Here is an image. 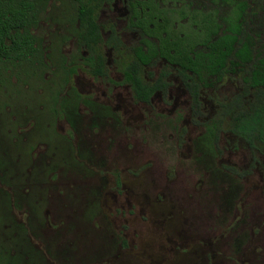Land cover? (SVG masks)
<instances>
[{
  "label": "rangeland",
  "instance_id": "1",
  "mask_svg": "<svg viewBox=\"0 0 264 264\" xmlns=\"http://www.w3.org/2000/svg\"><path fill=\"white\" fill-rule=\"evenodd\" d=\"M234 1L264 55V0ZM71 12L70 0H38L36 52L0 62V264H264V147L223 124L219 153L205 137L238 77L200 90L197 124L172 67L166 96L137 102L109 48L106 78L82 69ZM124 12L114 0L97 22L127 46Z\"/></svg>",
  "mask_w": 264,
  "mask_h": 264
},
{
  "label": "trees",
  "instance_id": "2",
  "mask_svg": "<svg viewBox=\"0 0 264 264\" xmlns=\"http://www.w3.org/2000/svg\"><path fill=\"white\" fill-rule=\"evenodd\" d=\"M113 1L70 0L79 63L90 77H107L103 48H109L133 99L148 104L155 93L166 96L172 67L188 94L191 122L197 124L202 116L200 90L215 86L225 76H237L239 91L218 102L219 117L205 124V137L219 153L216 143L223 124L250 150L264 147V55L246 32L249 12L242 2L122 0L123 29L136 36L123 46L111 24L102 27L97 22L98 10ZM37 5L38 0H0V62L26 60L36 52L29 27ZM159 62L163 63L155 70ZM76 65L63 68V81L68 82ZM71 94L74 100L81 97L75 90ZM251 161H255L253 152ZM228 170L240 178L250 173ZM118 181L116 176L117 186Z\"/></svg>",
  "mask_w": 264,
  "mask_h": 264
}]
</instances>
